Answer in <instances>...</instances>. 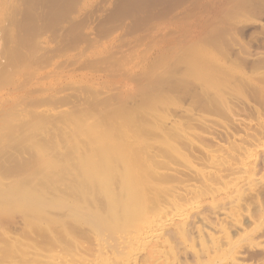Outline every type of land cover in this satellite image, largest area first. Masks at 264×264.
<instances>
[{"label": "rangeland", "instance_id": "1", "mask_svg": "<svg viewBox=\"0 0 264 264\" xmlns=\"http://www.w3.org/2000/svg\"><path fill=\"white\" fill-rule=\"evenodd\" d=\"M60 1L64 12L53 0H0V264H145L166 237L179 264H197L193 243L202 264L237 251L264 264V251L250 252L264 249V0L235 11L205 0L195 16L174 11L146 27L142 12L119 15L123 0ZM197 48L214 56L206 78L218 87L186 71ZM250 150L255 180L227 189ZM38 193L80 195L85 213L44 208ZM182 205L187 248L175 239Z\"/></svg>", "mask_w": 264, "mask_h": 264}, {"label": "bare ground", "instance_id": "2", "mask_svg": "<svg viewBox=\"0 0 264 264\" xmlns=\"http://www.w3.org/2000/svg\"><path fill=\"white\" fill-rule=\"evenodd\" d=\"M60 0H53V2H55V7L54 8H58L59 10L58 11H65V10H63L62 9V7H61V5L63 4V3H60L59 2ZM124 1V5L122 4V2ZM123 1H119L120 2V4L121 5H123L121 8H118V9H120V12H119V15L121 16V14H122V12H123V16L122 17H124V16H127V15H130V14H133L134 12H142V14L144 15L143 17H142V19H140L139 20V22L140 23H143V25H144V27H146L147 26V23L149 22V21H151V20H155L156 21V23H160L164 18H165V16L167 15V14H169V13H173L174 11L177 13V16H179V15H181V14H185L187 17H190V16H195L196 14H197V12H198V10H202L203 8H205L206 9V7H208V5H209V3H207L208 5H205V4H203V2L205 1V0H123ZM215 1V0H214ZM230 1V0H229ZM209 2V1H208ZM216 2V1H215ZM231 3V6L230 7H232L233 9H231L230 7H228V5H227V7L225 6V10L223 9H221L222 10V12L224 11H229V8L231 9V10H234L235 11V9L236 8H238V7H240V6H242L243 4H245L246 2H248L247 0L245 1V0H231L230 1ZM218 3V2H217ZM214 4V3H213ZM227 4H229V2H227ZM60 5V6H59ZM64 5V4H63ZM62 5V6H63ZM211 5V4H210ZM215 5V4H214ZM53 7V6H52ZM59 7H61V8H59ZM118 7H120V5L118 6ZM210 7V6H209ZM54 8H52V9H54ZM64 8H66L65 6H64ZM55 10V9H54ZM212 12H213V9L211 8L210 9ZM215 10V9H214ZM53 11V10H52ZM51 10H50V13H54V12H52ZM122 11V12H121ZM127 11V12H126ZM205 11H207V10H205ZM205 11H202L203 12V15H202V17L204 16V12ZM219 11L220 10H218V13H219ZM57 12V11H56ZM124 12H125V14H124ZM202 12H200V13H202ZM211 12V13H212ZM58 13H60V14H62V16H63V13L62 12H58ZM58 13H55V14H58ZM127 13V14H126ZM199 13V12H198ZM217 13V12H216ZM64 14H66V12L64 13ZM29 16H30V14H28ZM29 16L27 17V19L26 20H28V18H29ZM32 17L34 16V15H31ZM30 16V17H31ZM48 16V15H47ZM58 17L60 16L59 14L57 15ZM67 16V15H66ZM55 17V16H54ZM56 19H57V17H55ZM60 18V17H59ZM208 18H209V16H208ZM32 20L33 19H35V18H31ZM30 19V20H31ZM205 20V19H204ZM202 21L203 22V24H202V22H201V25L202 26H204V27H208L209 26V24H211V20H209V19H206L207 21ZM28 22V21H27ZM26 22V23H27ZM25 23V24H26ZM31 23L32 22H30V24H29V22L27 23V25L29 24V25H31ZM34 23V22H33ZM25 24H24V26H25ZM33 25V24H32ZM201 25H200V27H201ZM26 27V26H25ZM28 27V26H27ZM206 28H204V29H206ZM28 29H32V27H28ZM150 32H148L147 34H145V35H143V36H141V37H145L146 35H148ZM24 37V36H23ZM22 38V37H21ZM23 39V38H22ZM23 40H25V38L23 39ZM13 47V46H12ZM11 51H13L14 52V50H12V48H11ZM9 52H10V50H9ZM12 52V53H13ZM15 54V53H14ZM13 54V55H14ZM190 54H193L194 55V59H192V61L190 62V63H188V67L186 68V71H188L189 72V74H191L192 76H194V77H196V75H199V76H202V78L204 77V79H203V81L205 82V83H208V85H211V86H215V87H218L217 86V84L215 83V84H211L210 82H209V80H208V78H206V70H207V66H209L211 63H214V62H216L215 60H214V56L208 51V50H206V49H204V48H197V49H193V50H191V52H190ZM218 60V59H217ZM219 61V60H218ZM186 65H187V63H186ZM198 76V77H199ZM249 78V77H248ZM172 83H174V84H177V80L176 81H171ZM170 83V82H169ZM179 83V82H178ZM204 87V86H203ZM69 119H70V117H68ZM72 118V117H71ZM73 120V119H72ZM76 120V119H75ZM75 120H74V122H75ZM121 128V127H120ZM122 129H123V127H122ZM253 151V150H252ZM251 150L250 151H248V154L250 153V155L249 156H247L245 159H243L244 161H241V164L240 163H238L237 165L236 164H234L235 166H231L230 167V169L228 170V172H232V174L233 173H238V174H245L244 175V177H238V176H236L234 179H233V183H232V181L231 182H229V183H231L232 185L230 186V187H226L227 189H230V190H238V188H239V184H240V182H245V181H247L248 183H251V182H253L254 180H255V178H256V176H257V174H258V171H257V169H256V164L257 163H259V158H258V156H260V155H255L257 152L256 151H253V152H256V153H253ZM252 152V153H251ZM263 155H264V152L262 153ZM81 172H82V170L80 171V173L79 174H81ZM61 173V172H60ZM59 173V174H60ZM86 174V173H85ZM247 175V176H246ZM77 177V176H76ZM219 177V176H218ZM237 177H238V180L239 181H236V179H237ZM78 178V177H77ZM77 178H75L74 179V183L76 182V181H78L77 180ZM220 178V177H219ZM222 178V177H221ZM223 179H225L224 177H223ZM227 179H229L228 177H227ZM242 179V181H240ZM227 181V180H226ZM225 181V182H226ZM230 181V180H229ZM223 183H224V180H223ZM228 183V182H227ZM76 184V183H75ZM77 185V184H76ZM208 185H210V184H207V186ZM225 185H226V183H225ZM95 186V185H94ZM228 186V185H227ZM67 187V186H66ZM79 186L77 185V186H75L74 188H73V190L72 191H74L75 193L76 192H79L78 191V189H80V188H78ZM209 187V186H208ZM96 188H97V186H96ZM198 188V187H197ZM216 188V187H215ZM215 188H214V190H215ZM225 188V189H226ZM65 189V188H64ZM67 189V191L69 192L70 191V189L69 188H66ZM207 189V188H206ZM211 189V188H210ZM217 189V188H216ZM221 189V188H220ZM240 189V188H239ZM95 190H97L98 191V188L97 189H95ZM197 190V189H196ZM195 190V191H196ZM213 189L211 190V193L214 191ZM218 190V189H217ZM217 190H215L217 193L219 192V191H217ZM62 191H64V190H62ZM88 191L90 192V191H93V190H91V188L89 187V189H88ZM199 191V190H198ZM201 191V190H200ZM206 191V190H205ZM204 191V192H205ZM222 191H224L223 189H222ZM80 192H82V191H80ZM79 192V194H81ZM204 192H203V190L201 191V193H203V196L205 197L206 195H208L207 193H208V190L205 192L206 194L204 195ZM214 193L215 195L217 194V193ZM66 193V192H65ZM83 193V192H82ZM71 194V193H70ZM69 194V196L71 197V195ZM214 194H213V196H214ZM221 194H223L224 195V193L222 192ZM220 194V195H221ZM62 195H64V193L62 192ZM76 195V194H75ZM84 195H86V194H84ZM88 195H90V193H88ZM218 195H219V193H218ZM67 195L65 194V196L64 197H66ZM78 196L80 197V195H77V197L75 198V201L74 202H71V201H68L67 199L69 198H67V199H65L63 196H60L59 195V199H60V202L59 203H52V202H49L48 200H44L45 199V195L44 194H40V193H38V194H36L35 195V197L36 198H34V201H37V202H39V203H41L42 204V206L44 207V208H46V207H56V208H68V209H71L74 213H76V214H80L81 215V213L83 212V211H85V209H86V206L85 205H83V203H81V201H79V200H77V198H78ZM83 196V195H82ZM202 196V197H203ZM107 197V196H106ZM201 197V198H202ZM208 197V196H207ZM206 197V198H207ZM218 197V196H217ZM105 198V197H104ZM110 198V197H109ZM209 198H211V197H209ZM221 198H222V196H221ZM103 199V198H102ZM104 200V199H103ZM233 200H235V199H233ZM207 201V200H206ZM212 201V200H211ZM96 203H98V201L96 200L95 201ZM103 202V201H102ZM203 202H205V201H203ZM233 202V201H232ZM92 203V202H91ZM198 203V202H197ZM201 203V202H200ZM205 203H207V202H205ZM204 203V204H205ZM82 204V205H81ZM182 204V203H181ZM184 204V203H183ZM199 204V203H198ZM99 205V204H98ZM104 205V204H103ZM178 205H180V204H178ZM185 205V204H184ZM202 205H203V203H202ZM92 206V205H91ZM84 207V208H83ZM182 207H183V205H182ZM181 206L179 207L180 208V210H181V208H182ZM92 208V207H91ZM186 208V207H185ZM185 208L183 207V209L181 210V212H182V214H181V216L183 217L182 218V220L184 221H182L183 222V225L179 228V232L177 233V236L176 235H174V236H176L175 237V239H179L178 241H179V243H181V242H183V245L184 246H186V248L187 247H190L191 246V244L193 243L192 242V239H191V241H189V238L187 237V235H186V226H187V229H188V225H189V222H190V219H192V218H190V213L188 212V214L187 213H185V212H187L186 210H185ZM88 209V208H87ZM92 209H94V208H92ZM199 209H203V207H201V208H199ZM198 209V210H199ZM89 210H91V209H89ZM88 210V211H89ZM193 210V209H192ZM95 211H96V209H95ZM94 211V212H95ZM102 211V210H101ZM194 211H196V210H194ZM203 211V210H202ZM202 211H199V212H201L202 213ZM190 212H191V210H190ZM193 212V211H192ZM262 216H261V222L262 223H264V210H262ZM83 213H85V212H83ZM88 215L90 214L91 216H94V214L93 213H91V212H86ZM98 214V213H97ZM190 214V215H189ZM100 215V214H99ZM81 216H83V215H81ZM98 217V215H96L95 214V218H96V220L95 221H97V219H99V218H97ZM181 216H180V218H181ZM209 217L210 216H212V215H208ZM191 217H192V215H191ZM156 219V218H155ZM181 220V219H180ZM100 221V220H99ZM149 221L151 222V220L149 219ZM148 221V222H149ZM149 222V223H150ZM151 223H153V221L151 222ZM150 223V225H152ZM180 224H182L181 222H180ZM102 225V224H101ZM147 227H149V224L148 225H146ZM165 228V227H164ZM240 229H241V225H239V224H237L236 226H235V231L236 232H239L240 231ZM143 230H144V228H143ZM147 230V229H146ZM146 230H144V231H146ZM262 230H264V226H263V229ZM138 231V233L139 232H141L140 230H135L134 232H137ZM133 232V233H134ZM157 232V231H156ZM132 233V234H133ZM142 234H143V232H141ZM140 233V234H141ZM146 233V232H145ZM144 233V234H145ZM176 233V232H175ZM139 234V236H141V237H143V235H140ZM133 235H135V233L133 234ZM133 235H131L130 236V238L132 239V237L134 238V236ZM138 235V234H137ZM136 235V236H137ZM160 235H162V234H160ZM135 236V237H136ZM145 237H146V235H144ZM152 236V235H151ZM246 237H247V239H256L257 238V236H258V233H249V234H246L245 235ZM129 237V236H128ZM149 237V236H148ZM165 237H166V235H165ZM129 238V239H130ZM159 238H161V236L159 237ZM130 239V240H131ZM137 239H138V237H137ZM139 239H141L142 240V238H140L139 237ZM138 239V240H139ZM145 239V238H144ZM158 239V238H157ZM136 240V239H135ZM135 240L133 241V243H137V241L135 242ZM146 240V239H145ZM147 240H149V239H147ZM151 240H153V239H151ZM155 240V239H154ZM160 240V239H159ZM159 240H156V241H159ZM125 241V240H124ZM127 241V240H126ZM156 241H155V243H154V246L153 245H151L150 247H149V250H148V259H146L147 261H146V263L145 264H179V258H178V251L176 250V248H175V244H174V242L172 241V238H163L162 240H160L161 241V246H162V249L160 250L159 249V247H157V246H155V244H156ZM181 241V242H180ZM131 241H129V243H130ZM144 242V241H143ZM147 242L148 241H146V244H147ZM153 242V241H152ZM151 242V243H152ZM203 242H206V241H203ZM140 243H141V241H140ZM139 243V244H140ZM150 243V244H151ZM158 243V242H157ZM175 243H178V242H175ZM127 244V245H126ZM125 244V247H127L129 244H128V241H127V243ZM150 244H147V245H150ZM203 244V243H202ZM205 244V243H204ZM132 245V244H131ZM138 245V244H137ZM142 245H143V243H142ZM193 246L195 245L194 243L192 244ZM207 245V244H206ZM206 245H204V246H206ZM134 246V245H133ZM136 246V245H135ZM192 246V247H193ZM203 246V247H204ZM253 246V245H252ZM192 247L191 248H189L190 249V251H191V253H192V256H193V258L196 260V262H197V264H202V260H203V257H204V253H200L199 251L197 252V251H195V250H197L195 247H194V251H193V249H192ZM262 247V246H261ZM261 247L259 248V246L258 247H252V248H250V252L253 254V256H257V255H260L262 252L261 251H264V249H261ZM206 249H207V247H205ZM263 248H264V246H263ZM146 249H148V248H146ZM204 249V248H203ZM234 249H236V244L235 243H232L231 242V238L229 237V245H228V248H227V250H226V252H230V251H232V250H234ZM122 250V249H121ZM123 251H124V249H123ZM122 251V252H123ZM126 251V250H125ZM125 251L123 252L124 253V255H125ZM130 250H129V248H128V252H129ZM121 252V253H122ZM128 252L126 253V255H129L128 254ZM119 253V252H118ZM129 253H133V252H129ZM147 254V253H146ZM124 255H122L121 254V256L122 257H124ZM131 255H133V254H131ZM243 253H241L240 251H237L236 253H233V258H231V260H230V262H229V264H245L244 262H243V260L244 259H242L243 258ZM134 256V255H133ZM128 257H130V256H128ZM131 258V257H130ZM144 258H146V257H144ZM254 258V257H253ZM132 259H133V257H132ZM130 261V260H129ZM139 262L137 261V259L136 260H132V264H138ZM76 264V263H75ZM78 264V263H77ZM228 264V263H227ZM257 264V263H256Z\"/></svg>", "mask_w": 264, "mask_h": 264}]
</instances>
